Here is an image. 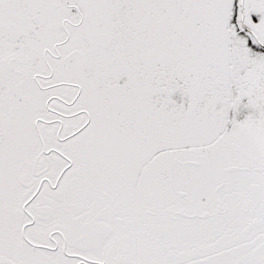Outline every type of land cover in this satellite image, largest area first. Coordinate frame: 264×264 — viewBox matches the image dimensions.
Wrapping results in <instances>:
<instances>
[{
  "label": "snow or ice",
  "instance_id": "6c2138e0",
  "mask_svg": "<svg viewBox=\"0 0 264 264\" xmlns=\"http://www.w3.org/2000/svg\"><path fill=\"white\" fill-rule=\"evenodd\" d=\"M0 264H264V0H0Z\"/></svg>",
  "mask_w": 264,
  "mask_h": 264
}]
</instances>
